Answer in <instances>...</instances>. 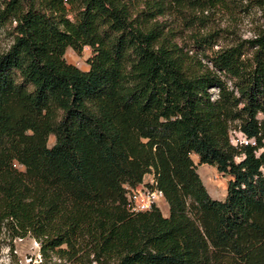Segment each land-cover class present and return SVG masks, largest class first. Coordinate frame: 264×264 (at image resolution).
Masks as SVG:
<instances>
[{
	"label": "trees",
	"instance_id": "16d2710c",
	"mask_svg": "<svg viewBox=\"0 0 264 264\" xmlns=\"http://www.w3.org/2000/svg\"><path fill=\"white\" fill-rule=\"evenodd\" d=\"M229 1L0 0V236L35 238L36 264H264V0L217 45ZM84 46L87 69L64 57ZM147 174L167 214L127 209Z\"/></svg>",
	"mask_w": 264,
	"mask_h": 264
},
{
	"label": "rangeland",
	"instance_id": "374dc122",
	"mask_svg": "<svg viewBox=\"0 0 264 264\" xmlns=\"http://www.w3.org/2000/svg\"><path fill=\"white\" fill-rule=\"evenodd\" d=\"M234 2L238 3L235 8L233 6ZM261 23V10L257 5V0H233L229 1L227 7L218 8L211 12L207 27L219 28L221 34L217 45H221L228 43L234 36L241 38L252 37ZM9 31L10 25L0 30V49L10 43L11 34ZM187 34L184 35L185 39H180L179 41L189 43L190 40L187 38ZM191 51L189 50V52ZM90 56L91 48L89 46H84L80 51L67 47L64 53V57L69 63L75 64L82 69L88 68V58ZM241 137L242 135L236 131L231 134L233 141ZM53 141L54 136L50 135L48 144H52ZM192 158L209 194L213 198H224L229 176L219 172L214 165L199 163L198 157L194 154ZM15 165L20 169L23 168L16 161ZM151 177V174L145 175L143 183L145 185L150 184ZM140 185L142 184H137V186ZM157 206L164 214L168 213V205L164 197L158 199ZM39 257L38 242L32 236L11 238L7 233H2L0 236V264H36L40 261Z\"/></svg>",
	"mask_w": 264,
	"mask_h": 264
},
{
	"label": "built area",
	"instance_id": "2783aa9c",
	"mask_svg": "<svg viewBox=\"0 0 264 264\" xmlns=\"http://www.w3.org/2000/svg\"><path fill=\"white\" fill-rule=\"evenodd\" d=\"M237 140L243 142L248 141L243 135ZM140 184L142 185L123 184L125 188L126 207L131 212L150 209L152 206L157 205L159 198L163 197L162 191L155 185L153 177H151L150 184L145 185L143 182Z\"/></svg>",
	"mask_w": 264,
	"mask_h": 264
},
{
	"label": "crops",
	"instance_id": "0c3cea01",
	"mask_svg": "<svg viewBox=\"0 0 264 264\" xmlns=\"http://www.w3.org/2000/svg\"><path fill=\"white\" fill-rule=\"evenodd\" d=\"M195 155V154H194ZM196 156V155H195Z\"/></svg>",
	"mask_w": 264,
	"mask_h": 264
}]
</instances>
